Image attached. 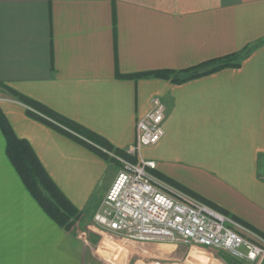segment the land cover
Segmentation results:
<instances>
[{
  "label": "crops",
  "instance_id": "1",
  "mask_svg": "<svg viewBox=\"0 0 264 264\" xmlns=\"http://www.w3.org/2000/svg\"><path fill=\"white\" fill-rule=\"evenodd\" d=\"M241 51L239 66L181 83L121 76L179 71ZM6 87L125 150L160 96L165 134L138 151L139 160H153L197 199L264 233V0H0V107L91 217L118 175L116 163L30 116ZM72 231L25 186L0 128V264H143L124 252L136 241ZM181 245L178 255L188 248ZM109 246L121 255H109ZM187 256L191 264H254L222 250L214 263L194 249Z\"/></svg>",
  "mask_w": 264,
  "mask_h": 264
},
{
  "label": "built area",
  "instance_id": "2",
  "mask_svg": "<svg viewBox=\"0 0 264 264\" xmlns=\"http://www.w3.org/2000/svg\"><path fill=\"white\" fill-rule=\"evenodd\" d=\"M166 109L153 100L152 109L137 122L136 154L165 134ZM153 160L127 163L94 214L99 233L133 241H161L222 250L241 261L264 264V239L187 192L149 171ZM251 235L249 238L244 234ZM254 238V239H253Z\"/></svg>",
  "mask_w": 264,
  "mask_h": 264
},
{
  "label": "trees",
  "instance_id": "3",
  "mask_svg": "<svg viewBox=\"0 0 264 264\" xmlns=\"http://www.w3.org/2000/svg\"><path fill=\"white\" fill-rule=\"evenodd\" d=\"M245 54V51H241L221 57H216L202 62L199 65L179 71L162 69L138 74L119 75L126 77L153 75L158 78H166L174 82L181 83L209 73H213L226 67H237L240 65L239 61ZM6 89L18 101L28 106L27 113L30 116L88 146L105 159L110 158V160H115V157H110L109 154L102 148L110 152L112 151L115 156L128 159L133 163H138L139 160L136 157L137 155L130 154L125 149L115 147L109 140L89 129L88 127L66 117L65 115L57 112L45 103L33 97L16 91L10 87H6ZM0 128L6 138L7 155L18 171L25 186L33 194L40 206L55 221H57L60 225L65 226L67 230L71 229L75 221L82 216V211L73 204V202L60 189L57 183L51 178L31 143L26 138L19 137L16 134L7 115L4 113L1 107ZM149 171L171 185H174L188 194L195 196L193 192L177 184L165 174L151 168H149ZM205 203L228 215L245 227L251 229L264 239V233L256 227L241 220L239 217L230 214L223 208H220L216 205H211V203L207 201H205Z\"/></svg>",
  "mask_w": 264,
  "mask_h": 264
},
{
  "label": "rangeland",
  "instance_id": "4",
  "mask_svg": "<svg viewBox=\"0 0 264 264\" xmlns=\"http://www.w3.org/2000/svg\"><path fill=\"white\" fill-rule=\"evenodd\" d=\"M156 98H158L162 102V104L164 105V108L166 109V117H165V120H166V118H167V110H168L167 105L165 104V102L162 100V98L160 96H154L152 98L151 102L153 103V100L156 99ZM0 99H2V98H0ZM9 99L18 101L14 96L13 97H9ZM18 102H20V101H18ZM152 103H151V108L149 109V111L152 109ZM24 105H26V104H24ZM27 109H28V106H27ZM165 120H164V122H165ZM133 145H131L130 147H132ZM148 146H150V145H148ZM130 147H127L126 151H128V149ZM102 149L104 151H106L109 154L110 157H112V156L115 157V160H112V161H114L116 163V167L118 168V175H117L116 179L118 178V176L120 175L121 171L125 168V166H126V164L128 162L129 163H133V162H131L128 159H125V158H122V157H119V156H115L112 151L110 152V151H107L104 148H102ZM133 155H137V152H136V154H133ZM136 157L138 158V156H136ZM106 160L110 161V158H108ZM138 160H139V158H138ZM141 161L142 160H139L138 163H134V164H140ZM116 179L114 180V182L116 181ZM114 182H113V184H114ZM105 197L103 198V200L105 199ZM103 200L98 205V208L95 211H92L93 215L91 217H90V212L88 213L89 214L88 215L87 211H82V213H85V214L82 217H80L79 219H77L75 221V223L73 224V226L71 227V229H69L67 231L73 232L72 230H74V228L78 227L79 229H81L82 234H92L93 233L92 228L96 229V232L97 231L100 232L99 228H97V226L95 224L94 214L96 213V211H98L100 209V207H101V205L103 203ZM89 222H91V223H89ZM244 235L246 237H248V238L251 236V235L246 234V233ZM255 241H257L259 244H261L264 247V242L263 241H261V240L258 241L256 239H255ZM166 243H168V242H161V241H156V242L155 241H141L140 242V241H136L135 243H133L134 247H132L128 251H124V252H127L126 256L128 255L129 252H132V255L134 256L133 260L135 261V260L141 259L143 264H191L189 262V259H188L187 255H188L189 250H193L194 249L195 251H198L201 254L206 255L207 257H209L208 258L209 261L211 263L212 262L214 263L212 257H213V254L216 253V251H217L216 249H211V248L209 249L207 247H203V246H200V245H186L188 248L185 247L183 249H186L187 251L185 252V250H184L183 254L180 253L181 255H178L177 254V250L182 249V247H183L182 245L179 246L181 243H176V244H179V245L174 248L173 252L171 251L172 249H170V248L166 249L164 247V244H166ZM86 244H88V240L86 241ZM191 246H193V247L191 248ZM194 246H196V247H194ZM202 247L206 248L207 250L203 249ZM175 249H177V250H175ZM119 250L117 248H115V247H110V246H109V250L106 248V251L108 252V254L109 255H113V256H115L117 254L120 256L121 255V251H119ZM135 253H139V254H135Z\"/></svg>",
  "mask_w": 264,
  "mask_h": 264
}]
</instances>
